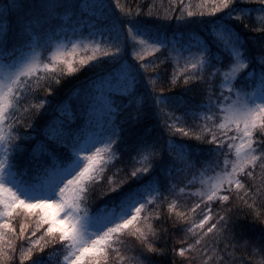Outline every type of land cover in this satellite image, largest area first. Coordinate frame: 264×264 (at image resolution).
Listing matches in <instances>:
<instances>
[{"label":"snow or ice","instance_id":"1","mask_svg":"<svg viewBox=\"0 0 264 264\" xmlns=\"http://www.w3.org/2000/svg\"><path fill=\"white\" fill-rule=\"evenodd\" d=\"M154 9L0 0V264H264V0Z\"/></svg>","mask_w":264,"mask_h":264},{"label":"trees","instance_id":"2","mask_svg":"<svg viewBox=\"0 0 264 264\" xmlns=\"http://www.w3.org/2000/svg\"><path fill=\"white\" fill-rule=\"evenodd\" d=\"M136 2H137V0H121L122 4L130 5V6H134ZM138 2L143 4L145 7H147L148 4H155L157 6V9L163 10L164 8H166L168 6L169 0H138ZM199 2H200V0H184L185 5H189L193 8ZM157 9H154V10H157ZM80 55H84V53L83 52L78 53V57ZM167 71L170 75L171 71H172V67L171 66L168 67ZM29 99H31V98H29ZM176 139H180V137L178 136V137H176ZM186 142L196 143V141H186ZM113 163H115V161H113ZM111 171H115V169H112ZM111 171L109 172V176L111 175ZM188 179H191V177L189 176ZM181 180L183 181V177L181 178ZM100 187L106 188V185L100 186ZM200 188H201V185H200L199 181L197 180L194 187H193V193H195ZM96 191H97V195H99V188ZM193 198H195V197H193ZM190 202L191 201H188L189 204H190ZM165 210H166V208H165ZM21 220H22V218L18 219L17 223L21 222ZM246 223H252V221L248 220V221H246ZM54 263H55V259H53V261H52V264H54Z\"/></svg>","mask_w":264,"mask_h":264},{"label":"rangeland","instance_id":"3","mask_svg":"<svg viewBox=\"0 0 264 264\" xmlns=\"http://www.w3.org/2000/svg\"><path fill=\"white\" fill-rule=\"evenodd\" d=\"M48 54L47 53H45V56H47ZM55 264V263H54Z\"/></svg>","mask_w":264,"mask_h":264}]
</instances>
